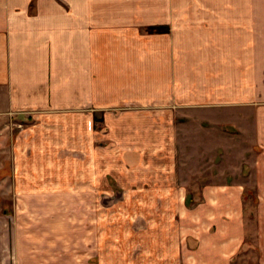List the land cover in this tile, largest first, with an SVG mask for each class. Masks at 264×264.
Masks as SVG:
<instances>
[{
    "label": "crops",
    "instance_id": "obj_1",
    "mask_svg": "<svg viewBox=\"0 0 264 264\" xmlns=\"http://www.w3.org/2000/svg\"><path fill=\"white\" fill-rule=\"evenodd\" d=\"M7 118L20 127L8 151L13 168L0 167L16 196L13 264H84L78 249L100 248L103 224L90 209L105 170L147 185L160 209L158 246L177 214L176 234L190 218L199 251L210 249L211 223L242 222L246 186L264 200V0H0ZM233 143L246 149L238 171ZM201 160L212 162L203 201L188 207ZM220 233L227 253L242 244L240 232ZM4 245L0 264H11Z\"/></svg>",
    "mask_w": 264,
    "mask_h": 264
},
{
    "label": "rangeland",
    "instance_id": "obj_2",
    "mask_svg": "<svg viewBox=\"0 0 264 264\" xmlns=\"http://www.w3.org/2000/svg\"><path fill=\"white\" fill-rule=\"evenodd\" d=\"M20 127L10 120L0 119V167L5 170L13 168V160L8 154L14 141L16 131ZM143 133L149 134L148 129H142ZM214 147L216 160L214 174L216 183L224 182V150L225 146L218 138ZM205 147V146H204ZM200 150L203 152V148ZM104 151H107L106 149ZM231 152V164L238 171L240 165V153H246L245 147L240 148L238 143L228 146ZM7 152V153H6ZM212 166L210 161L195 162L199 171H195L198 176L192 179V183L184 193V200L188 207H193L203 201L202 193L199 190L206 183V178L202 174L207 173L206 164ZM106 169V166H104ZM109 169V168H108ZM211 171V169H210ZM206 176V175H205ZM232 176L228 175L229 180ZM238 178V172L236 175ZM6 178L0 176V247L1 244L9 249L5 251L10 263H14V256L11 250V236L16 216V196L11 187V178L5 182ZM10 181V182H9ZM128 176L121 173H111L105 170L102 176V192L97 193V203L90 209L92 218H97L102 222L104 228V240L101 241L100 248H95V242H88V250L78 249V263L84 264H264V200L259 198L263 194L256 192L255 187L246 186L241 196L242 222L229 224L228 217H222L221 221L211 223L208 229L211 236L209 248L199 251V240L194 235L191 228L190 218L184 217V230L182 235H177L173 226L175 220L181 221L179 215L172 216V227H169L167 239L161 241L158 246L154 241L155 232L159 234V212L154 208L153 202L147 194L143 192L144 183L129 184ZM2 184V185H1ZM148 203L152 208L147 207ZM149 203V204H150ZM220 208L221 204L219 205ZM60 211V210H59ZM223 221V222H222ZM228 222V223H227ZM151 223V225H150ZM168 226H170L168 224ZM171 228V229H170ZM240 232L242 234V244L232 246L231 252L223 249V234L221 231ZM151 229V230H150ZM206 232V230H203ZM149 234L152 235L151 240ZM2 236V237H1ZM2 241V242H1ZM69 247V243H67ZM96 250V251H95ZM103 250V252H102ZM224 252V253H223Z\"/></svg>",
    "mask_w": 264,
    "mask_h": 264
},
{
    "label": "trees",
    "instance_id": "obj_3",
    "mask_svg": "<svg viewBox=\"0 0 264 264\" xmlns=\"http://www.w3.org/2000/svg\"><path fill=\"white\" fill-rule=\"evenodd\" d=\"M149 31H162L165 30L163 27L161 26H152L148 28Z\"/></svg>",
    "mask_w": 264,
    "mask_h": 264
}]
</instances>
